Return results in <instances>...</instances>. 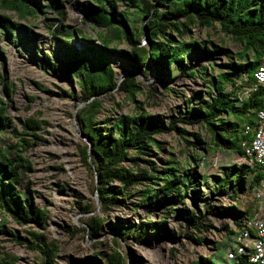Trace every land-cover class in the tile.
Masks as SVG:
<instances>
[{"label":"rangeland","instance_id":"rangeland-1","mask_svg":"<svg viewBox=\"0 0 264 264\" xmlns=\"http://www.w3.org/2000/svg\"><path fill=\"white\" fill-rule=\"evenodd\" d=\"M55 2L60 5L42 0V10L22 17L14 10L0 7V14L17 23L12 39L0 32V97L7 103V113L13 120L8 130L0 129V148L12 156L21 152L29 161L30 168L22 170L23 180L17 186L24 196L32 191L35 205L47 212L44 229L35 223L19 225L8 213L4 214L6 222L0 226V259L6 258L14 264H41L43 257L38 251L14 241L6 233L17 231L25 237L29 236L28 230L35 229L43 231L48 241L54 243L55 264H108V257L119 258L122 264H192L200 256L211 254H215L216 262L226 263L224 252L235 238L236 224L235 218L222 209L232 203L217 193L224 167L237 163L239 155L218 149L204 125L185 124L177 119L183 116L182 112L192 107L197 109L201 99L208 98L209 79L221 70L208 68L211 61L223 63L230 58L205 51L188 54L184 58L188 68L200 72L206 69L208 73L205 76L199 72L193 78L182 75L177 64L169 66L168 76L167 71L155 68L151 58L147 67L142 66L139 71L131 61L132 50L125 38H116L113 28L103 29L85 20L87 7L93 1ZM112 13L116 17L123 13L132 32L147 27L149 17L137 14L136 8L128 7L125 1L117 0L116 11ZM66 29L74 34L67 37ZM191 30L190 36L201 45L210 47L216 43L228 48L234 58L243 49V42L226 34L218 23L212 27L195 25ZM171 33L176 37V32ZM184 39L188 40L189 34ZM140 45L148 49L150 42L142 36ZM72 56L80 62L87 59V66L69 71L67 64ZM102 59L114 69L115 81L134 70L140 89L134 100L118 86L98 96L101 106L93 118V126L101 134L117 135L114 123L118 117L139 115L144 110L148 117L165 127L177 120L176 126L189 132L183 136L175 129L165 130L155 136L160 146H150L146 150L148 154L128 152V157L140 158L138 165L131 159L123 163L134 170L148 168L150 172L156 166L158 175H163L162 169L168 166L177 167L179 175L196 167L197 174L192 178L196 185L183 192L174 209L160 200V192L151 200L143 198L142 193L151 181L122 189L117 199L108 203L98 194L96 172L80 155V148L90 140L76 115L87 103L82 91L85 71L91 68L99 73L98 63ZM27 118L44 121L37 132L40 139L23 130ZM14 126L20 134L13 132ZM194 134H199L202 142H197ZM23 138L31 144L26 145ZM200 153L204 163L196 166L194 158ZM145 160H152L154 165ZM236 175L237 171L231 170L233 179ZM156 181L159 183L154 185L156 188L164 183ZM110 186L122 187L116 181ZM239 202L241 209L256 205L249 193L241 196ZM199 211L206 223L215 225L214 229L198 233L191 222L192 215ZM99 217L103 218V224L93 232L87 222ZM227 223L233 233L224 229ZM123 226L128 227L127 231L119 234L117 228ZM197 237L202 241L198 242Z\"/></svg>","mask_w":264,"mask_h":264},{"label":"trees","instance_id":"trees-1","mask_svg":"<svg viewBox=\"0 0 264 264\" xmlns=\"http://www.w3.org/2000/svg\"><path fill=\"white\" fill-rule=\"evenodd\" d=\"M90 1L94 4L88 5L85 20L103 29L113 28L116 38H125L132 50L131 61L139 71L142 70V66L147 67L148 59L151 58L155 68L167 71L168 76L169 66L177 64V69L182 75L193 78L200 71L185 65L184 58L188 54L205 51L210 55L230 58L228 62L223 63L211 61L208 68L217 67L221 70L209 79L208 98L201 99V104L197 109L192 107L191 110L182 112L183 116L177 120L185 124L204 125L211 132L218 149H227L234 154L242 155L245 126L255 124L256 112L264 106V86L253 92L243 103H239L237 97V92L241 89L238 85L241 76L247 73L253 77L254 71L264 57V0H122L128 7L136 8L137 14L149 17L147 27L140 28L137 33L128 30L127 19L123 13H120V17L112 13L116 11L117 0ZM53 3L59 4L55 0H50V5ZM43 6L42 0H0L1 8L14 10L21 17L34 15L42 10ZM60 13L63 14L61 10ZM215 23H218L226 34L243 42V49L236 55V58L226 47L216 43H211L210 47L203 46L190 36L193 26L212 27ZM16 26L17 23L8 16L0 14V32H4L9 39L13 38ZM57 30L60 31L61 26H58ZM171 32H176V37ZM64 34L71 37L74 31L66 29ZM188 34L189 39L185 40L184 37ZM142 36L150 42L148 49L140 45ZM101 37L107 41L104 35ZM87 64V59L82 58L80 62L79 58L72 56L67 68L69 71H75L81 66L86 67ZM98 65L99 73H95L91 68L85 71L82 91L87 103L77 113V118L84 125V135L92 144V147L89 143L84 144L80 148V155L96 172L99 182L97 191L101 200L108 203L109 200L117 199L116 195L121 193L122 189L143 184L144 181H151L142 193L143 198L151 200L160 192V200L169 205L170 209H174V205L180 202L179 197L183 195V192L188 187L190 189L196 185L192 182V178L197 174L196 167L185 171L184 175H179L177 167L168 166L162 169L163 175H158L159 171L156 166H153V172H150L148 168L134 170L123 163L131 159L138 165L140 158L128 157V152L133 150L139 154H148L146 150H150V146H160L155 136L165 130L175 129L183 136L189 132L184 127L176 126L177 120L165 127L148 117L144 110L139 115L124 114L118 117L114 123L117 135L101 134V131L93 126V118L101 106L98 96L107 89L118 86L134 100L140 87L136 82L134 70L129 71L122 80L115 81L114 69L105 59L100 60ZM200 73L208 75L206 69ZM196 95L200 98L199 93ZM42 122L44 121L36 118H27L23 121V130L30 131L40 139L37 132L41 129ZM12 124L13 120L7 113V103L0 97V129L8 130ZM13 132L20 134L16 126ZM193 136L197 142H202L199 134ZM22 140L28 146L31 144L28 139L23 138ZM191 145L198 148L195 143ZM201 160L202 153L194 158L196 166H199ZM145 162L154 165L152 160H145ZM25 168L29 169L30 164L21 152L12 156L0 148V208L4 209L19 225L35 223L44 229L47 219L46 210L35 205L32 191L24 196L23 191L17 186L23 180L22 170ZM224 168V177L218 185L217 194L230 197L235 201L231 205L223 206L222 209L235 218V224L239 227L244 218L252 215L258 206V202L252 198L256 203L255 207L249 204L241 209L239 205L241 196L248 194L250 187L258 185L264 173L238 163ZM231 170L237 171L236 179L232 178ZM156 180L164 182L160 188L154 187L159 184ZM115 181L122 187L115 189L114 186H110V183ZM109 196H112L111 199ZM192 219L191 223L199 234L215 228L213 223H206L207 219L203 218L201 211L197 215H192ZM87 224L95 232L103 224V218L89 219ZM127 228L119 227L117 232L124 234ZM224 229L231 233L234 232L229 223ZM6 233L14 241L24 244L33 251H38L43 257L41 264H55L57 249L54 243L48 241L43 231L30 229L28 230L29 236L25 237L17 231H6ZM197 239L198 242L202 241L200 237ZM214 256L215 254L200 256L192 264H220L214 260ZM107 261L108 264H122L119 258L108 257ZM0 264L14 263L3 258L0 259ZM234 264L256 263L251 262L248 255H239Z\"/></svg>","mask_w":264,"mask_h":264},{"label":"built area","instance_id":"built-area-1","mask_svg":"<svg viewBox=\"0 0 264 264\" xmlns=\"http://www.w3.org/2000/svg\"><path fill=\"white\" fill-rule=\"evenodd\" d=\"M241 89L237 92L239 103L247 101L253 92L264 86V57L253 73V77L244 73L239 79ZM243 154L238 157V164H245L252 170L264 173V106L257 110L255 124L246 125L243 131ZM204 162L202 161L201 164ZM252 172L250 176L252 177ZM249 195L258 202L255 212L244 218L236 228V235L231 245L224 252L226 263L234 264L239 255H248L250 261L264 264V175L258 185L250 187ZM231 203L235 201L227 197ZM6 211L0 208V226L4 225ZM220 256V255H219ZM217 256V257H219Z\"/></svg>","mask_w":264,"mask_h":264},{"label":"water","instance_id":"water-1","mask_svg":"<svg viewBox=\"0 0 264 264\" xmlns=\"http://www.w3.org/2000/svg\"><path fill=\"white\" fill-rule=\"evenodd\" d=\"M77 116V115H76ZM89 145H90V147H92V144L91 143H89Z\"/></svg>","mask_w":264,"mask_h":264},{"label":"bare ground","instance_id":"bare-ground-1","mask_svg":"<svg viewBox=\"0 0 264 264\" xmlns=\"http://www.w3.org/2000/svg\"><path fill=\"white\" fill-rule=\"evenodd\" d=\"M58 120H61L59 117H58ZM77 133V132H76Z\"/></svg>","mask_w":264,"mask_h":264}]
</instances>
